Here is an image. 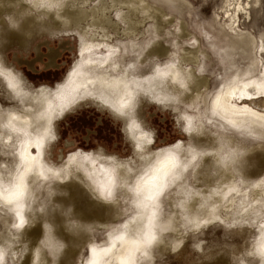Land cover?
Returning <instances> with one entry per match:
<instances>
[{
  "label": "rangeland",
  "instance_id": "rangeland-1",
  "mask_svg": "<svg viewBox=\"0 0 264 264\" xmlns=\"http://www.w3.org/2000/svg\"><path fill=\"white\" fill-rule=\"evenodd\" d=\"M226 2L20 0L18 8L7 4L8 10L0 14V68L13 74L22 90L15 91L0 74L3 116L37 114L41 94L48 92L56 98L55 92L69 82L70 73L83 60L84 70L93 73L84 52L89 46H101L96 58L107 55L104 45L115 47L111 61L115 77L127 74L141 78L143 84L136 88L133 103L124 108L102 98L101 89L111 96L116 93L111 88L90 85L76 103L53 119L44 158L57 175L36 186L31 183L34 195L23 226L16 228L10 209L0 204V254L2 249L6 252L0 264H56L63 256L70 241L58 236L49 222L59 202L69 201L59 191L68 184H78L77 195L83 203L98 200L118 210V216L109 221L99 218L85 229L73 212H60L61 217L73 220L67 232L83 231L87 239L71 263L83 264L91 242L106 245L111 234L125 232L131 222L140 220L136 184L169 150L176 151L187 166L182 178L160 199L159 220L171 225L159 234L161 240L150 255L135 252L133 260L140 259L139 264H264L257 253L264 227V141L211 121L207 113L212 92L226 77L220 51L209 46L220 45L217 17H223ZM30 19L34 28L22 40L21 29ZM242 25L264 39V0H254L251 16ZM119 63L126 68L121 69ZM172 63L183 74L181 82L150 80ZM191 71L195 86L184 79ZM171 87L178 92L175 97L166 95ZM132 116L152 137L145 151L135 135L139 129L133 127ZM17 142L16 134L0 123V177L7 184L19 164L17 146L11 145ZM34 154L38 155L37 150ZM86 156L114 168L115 186L109 196H103L86 176L87 165L71 162V158ZM246 158L248 174L239 175Z\"/></svg>",
  "mask_w": 264,
  "mask_h": 264
},
{
  "label": "bare ground",
  "instance_id": "bare-ground-1",
  "mask_svg": "<svg viewBox=\"0 0 264 264\" xmlns=\"http://www.w3.org/2000/svg\"><path fill=\"white\" fill-rule=\"evenodd\" d=\"M19 3L20 0H0V14L8 10L7 4L18 8ZM252 3H254V0H249L247 4L244 0H227L222 11L223 17H217L219 20V25L217 24L219 36L217 38L220 45L211 44L209 46L220 51L219 53L226 64L224 68L226 77L221 87L212 92L207 113L211 121L216 120V122L229 129L246 131L264 141V105L260 106L258 104L264 100V39L246 31L242 25L243 20H249L251 16ZM32 21L33 19H30L27 23L28 26L25 23V27L21 29L22 40L29 29L34 28ZM161 33H163V30ZM104 46L107 49V55L105 54L104 58L95 57L97 50L101 48L100 45L89 46L84 50L90 58L89 63L93 73L84 70L85 61L83 60L82 64H78L74 71L70 73L69 82L55 92L56 98L50 96L48 92L41 94L38 98L40 103L37 114H33V111H31L6 117L0 113L2 126L14 132L17 141H20L15 145L11 144L17 146L16 149L19 154V164L13 181L7 184L0 177V204L10 209L16 228L23 226L29 219L28 210L31 207L32 195H34L32 194L34 192L31 183L37 184L57 175L53 169L46 165L44 158V150L51 135L53 119L62 110L76 103L94 85L100 86L99 89L103 86L111 88V92L116 93L111 96L107 89H101L102 98L107 99L115 107L124 108L133 103L136 88L143 84L142 79L135 76L129 77L127 74H122L115 77L112 73L115 70L111 65V61L115 58L117 49L112 46ZM242 64H245V66ZM118 66L121 69L126 68L122 63H119ZM0 74L7 78L9 85L15 91L20 92L22 90L13 74L6 73L1 68ZM155 78H167L181 82L183 74L178 66L172 63L164 69L157 70L150 80ZM184 79L192 83L193 86L196 85L197 80L193 77L192 71ZM177 93L171 87L166 95L175 97ZM131 119L135 121L133 127L139 129L135 135L139 136L138 142L142 150L145 151L147 145L152 143V137L141 130L138 124L139 121L135 119V116H132ZM7 139L9 138L7 137ZM34 150H37V156H35ZM88 157L81 159L74 157L71 158V162H76L80 166L87 165L83 170L86 176L92 184L99 188L103 196H109L115 186L114 168L106 163L98 162L95 158ZM247 162H249L248 158L242 160L239 175L248 174L245 170ZM186 168V164L176 151L169 150L161 154L148 167V171L135 187L141 205L140 220L134 223L131 222L125 232L111 234L106 245H97L91 242L88 246L89 258L83 264H139L138 260L140 259L137 260L138 262L133 260L132 253L142 254V252H145L150 255L161 240L159 234L166 231L167 227L171 225L170 222L164 224L159 220L161 196L182 178ZM77 187L78 184H68L59 189L60 196L68 198L69 201L59 202L58 210L49 222V226L58 236L67 238L70 241L68 250L58 258L56 264H71L74 253L82 242L87 240L83 231L79 233L67 232V227L70 226L73 220L67 215L64 216L66 219L61 217L60 212L62 209H67L68 213L69 211L73 212V218L78 221L81 229L96 224L99 218L102 221H109L118 213V210L104 206L98 200L83 203L77 195ZM213 216H217V213H214ZM68 218L70 221H67ZM35 220L39 221L40 218L37 217ZM199 224L201 223L196 222L197 226ZM257 253L264 259V227ZM5 255L6 252L2 249L0 263L2 259L4 261Z\"/></svg>",
  "mask_w": 264,
  "mask_h": 264
},
{
  "label": "snow or ice",
  "instance_id": "snow-or-ice-1",
  "mask_svg": "<svg viewBox=\"0 0 264 264\" xmlns=\"http://www.w3.org/2000/svg\"><path fill=\"white\" fill-rule=\"evenodd\" d=\"M260 103H264V100L260 101ZM250 264H251V262H250Z\"/></svg>",
  "mask_w": 264,
  "mask_h": 264
}]
</instances>
